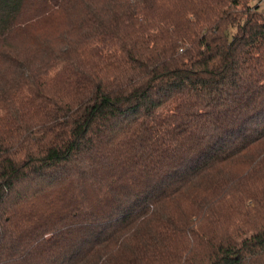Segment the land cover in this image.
Returning a JSON list of instances; mask_svg holds the SVG:
<instances>
[{"label":"trees","instance_id":"trees-1","mask_svg":"<svg viewBox=\"0 0 264 264\" xmlns=\"http://www.w3.org/2000/svg\"><path fill=\"white\" fill-rule=\"evenodd\" d=\"M264 0H0V264H264Z\"/></svg>","mask_w":264,"mask_h":264},{"label":"rangeland","instance_id":"rangeland-1","mask_svg":"<svg viewBox=\"0 0 264 264\" xmlns=\"http://www.w3.org/2000/svg\"><path fill=\"white\" fill-rule=\"evenodd\" d=\"M261 6L264 7V1L262 2V5Z\"/></svg>","mask_w":264,"mask_h":264}]
</instances>
